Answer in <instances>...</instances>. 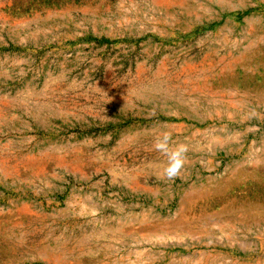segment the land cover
<instances>
[{
    "label": "rangeland",
    "instance_id": "obj_1",
    "mask_svg": "<svg viewBox=\"0 0 264 264\" xmlns=\"http://www.w3.org/2000/svg\"><path fill=\"white\" fill-rule=\"evenodd\" d=\"M0 264H264V0H0Z\"/></svg>",
    "mask_w": 264,
    "mask_h": 264
},
{
    "label": "clouds",
    "instance_id": "obj_2",
    "mask_svg": "<svg viewBox=\"0 0 264 264\" xmlns=\"http://www.w3.org/2000/svg\"><path fill=\"white\" fill-rule=\"evenodd\" d=\"M153 148L167 159L161 178L175 180L180 177L182 170L188 162L187 154L190 150L188 144L174 142L172 133L163 131L156 136Z\"/></svg>",
    "mask_w": 264,
    "mask_h": 264
}]
</instances>
